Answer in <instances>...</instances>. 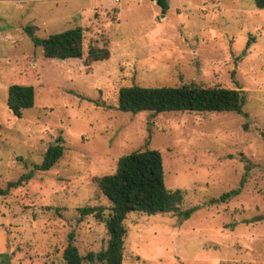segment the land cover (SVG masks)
Returning <instances> with one entry per match:
<instances>
[{"label": "rangeland", "instance_id": "374dc122", "mask_svg": "<svg viewBox=\"0 0 264 264\" xmlns=\"http://www.w3.org/2000/svg\"><path fill=\"white\" fill-rule=\"evenodd\" d=\"M27 25L37 37L80 26L83 55L46 58ZM90 46L109 57L89 61ZM15 82L35 90L19 116L6 104ZM190 82L244 91L242 112L116 108L122 86ZM58 138L55 165L0 194V264H64L69 233L81 255L104 249L103 223L80 209L109 205L93 177L145 148L159 150L165 186L193 211L128 213L122 264H264V9L253 0H167L165 9L156 0H0V188Z\"/></svg>", "mask_w": 264, "mask_h": 264}, {"label": "trees", "instance_id": "16d2710c", "mask_svg": "<svg viewBox=\"0 0 264 264\" xmlns=\"http://www.w3.org/2000/svg\"><path fill=\"white\" fill-rule=\"evenodd\" d=\"M162 7H167V0H156ZM254 6L264 9V0H253ZM27 25L25 32L31 37L35 46H40L46 58L78 59L83 55V29L75 26L61 32L50 33L46 37H37ZM109 57L106 48L90 46L86 58L89 61H101ZM35 90L32 85L12 83L7 89L6 104L15 116L21 109L33 106ZM245 101L244 91L222 86H202L195 83H181L175 86H140L125 85L119 88L116 108L124 112L137 113L150 111H205L242 112ZM63 154L60 138L49 144L43 153L41 162L22 173L15 180H10L0 194L19 187L33 178L35 172L46 171L59 160ZM94 183L106 197L109 205H94L80 209L82 215L93 214L103 223L106 234V247L97 252L89 251L81 255L72 242L73 234L62 251L64 264H82L84 260L91 264H122L124 238L126 236L125 219L130 212L147 215L157 213H176L183 218L189 217L193 209L181 210L183 192L179 188L169 189L164 183L163 161L157 149L145 148L122 154L116 161L113 172L93 177ZM243 180L240 186L242 187ZM241 188L226 191L215 199L225 202L237 196ZM108 209L107 215L104 209Z\"/></svg>", "mask_w": 264, "mask_h": 264}]
</instances>
